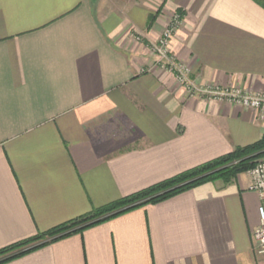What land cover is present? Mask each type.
<instances>
[{
    "label": "crops",
    "instance_id": "1",
    "mask_svg": "<svg viewBox=\"0 0 264 264\" xmlns=\"http://www.w3.org/2000/svg\"><path fill=\"white\" fill-rule=\"evenodd\" d=\"M175 11L193 81L264 91V0H0V249L264 136L254 110L158 64ZM250 184L208 181L4 264H264Z\"/></svg>",
    "mask_w": 264,
    "mask_h": 264
},
{
    "label": "trees",
    "instance_id": "2",
    "mask_svg": "<svg viewBox=\"0 0 264 264\" xmlns=\"http://www.w3.org/2000/svg\"><path fill=\"white\" fill-rule=\"evenodd\" d=\"M263 156L264 136L253 144L238 146L226 155L99 207L88 215L81 216L51 228L48 231L38 233L31 238L6 246L0 249V264H4L62 238L83 232L90 227L108 221L128 211L149 203L162 201L205 182L218 179L227 183L231 182L239 174L246 173L252 169L257 160Z\"/></svg>",
    "mask_w": 264,
    "mask_h": 264
},
{
    "label": "built area",
    "instance_id": "3",
    "mask_svg": "<svg viewBox=\"0 0 264 264\" xmlns=\"http://www.w3.org/2000/svg\"><path fill=\"white\" fill-rule=\"evenodd\" d=\"M183 23V15L175 11L169 24L162 31L157 42L152 46L153 55L158 64L174 74L177 83L183 87L189 96H205L212 100L226 101L254 110L264 121V91L255 92L245 88L239 83L223 87L221 85L198 84L190 78V68L178 61L171 53V41ZM136 39L140 38L136 36ZM249 174L251 184L249 189L257 192L262 198L258 211L260 224L254 231L255 251L264 255V158L258 159Z\"/></svg>",
    "mask_w": 264,
    "mask_h": 264
},
{
    "label": "rangeland",
    "instance_id": "4",
    "mask_svg": "<svg viewBox=\"0 0 264 264\" xmlns=\"http://www.w3.org/2000/svg\"><path fill=\"white\" fill-rule=\"evenodd\" d=\"M261 158H264V156H263V157H261ZM261 158H259V159H261Z\"/></svg>",
    "mask_w": 264,
    "mask_h": 264
}]
</instances>
